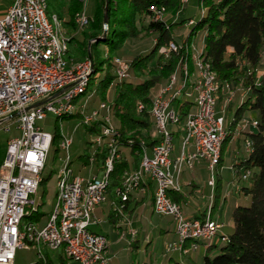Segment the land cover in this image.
I'll return each mask as SVG.
<instances>
[{
  "label": "trees",
  "instance_id": "1",
  "mask_svg": "<svg viewBox=\"0 0 264 264\" xmlns=\"http://www.w3.org/2000/svg\"><path fill=\"white\" fill-rule=\"evenodd\" d=\"M202 1L204 12L194 18L188 38L196 32L205 31L202 60L207 61L217 79L223 84L230 87V85L239 83L243 89L242 99L237 104L229 125L234 126L246 110L255 109L260 112V119H256V130L246 133V138L251 144L250 151L239 163V167L243 171L250 172L247 178L248 185L241 187V190L249 198V204L238 205L233 209V227L229 233L224 234V240L204 243L206 248L202 264H264V66L259 67L263 61L264 50V0ZM123 4L126 9L122 8ZM96 6L95 4L93 14L96 19L90 27V33H86L87 41L94 40L90 45L89 52L84 48L82 42L71 36L67 40L66 54L69 63L76 60L75 57L91 55L94 72L90 74L85 93H94L95 97L92 103L95 102L96 97L100 101H105L104 94L117 77L112 72L116 63H114L115 55L122 47L124 39L131 34L130 28L134 24L136 15L139 13L152 14V8L164 11L180 8V0H107L106 10H102L100 17L96 16ZM82 7V0H46L47 16L49 18L56 16L60 21L64 9L68 17L73 19ZM104 14L106 16L105 30L103 29ZM66 24L71 25V22L68 21ZM75 26L73 23V27ZM148 29L155 32L158 39L151 51L138 53L131 59L128 69L129 76L116 84L115 94L110 105L113 115L118 121L117 145L120 149H127L130 156V159L123 156L122 159L115 160L108 173L107 196L110 194L114 199H116V188L121 182L123 172L126 169L136 168L139 165L143 149L150 150L158 141L157 137L149 135L150 130L154 128L151 107L152 97L157 87L180 64L188 63L189 70H193L190 53L186 52L183 46L177 52H173L170 59L161 63L158 48L162 44L168 45L171 42V32L162 21L155 19H150ZM103 30L105 36L101 38ZM101 46L105 49L102 50ZM103 51L105 57L102 56ZM151 61H155V63L149 66ZM242 64L248 65L252 71L247 73ZM258 69L262 70L259 76L255 71ZM97 73L98 82L94 84L93 75ZM91 90L93 91L91 92ZM177 106L182 122L187 113L191 111L193 102L189 99L179 100ZM227 109L228 107H226V111ZM71 117L77 119L79 112L56 117L57 122L52 133L50 148L54 156L60 151L59 141L62 136L58 121ZM101 124L102 122L97 120L84 126L87 133L98 134ZM107 150L102 148L95 154L94 161L97 167L103 168L108 157ZM77 158L83 163H89V155L86 152L79 154ZM46 180L42 175L40 184L44 185ZM219 188L220 178L216 177L213 207L216 206ZM170 198L176 203L185 201L183 194L178 191H171ZM128 201L129 199L124 202L122 209L125 208ZM44 204L41 197V203L33 207L31 211L34 212H30L24 217L23 222L44 224L49 215V212L42 210ZM44 257V261L36 262L39 264H65L61 257L58 258L59 262L53 263L47 255V250L44 251Z\"/></svg>",
  "mask_w": 264,
  "mask_h": 264
},
{
  "label": "built area",
  "instance_id": "2",
  "mask_svg": "<svg viewBox=\"0 0 264 264\" xmlns=\"http://www.w3.org/2000/svg\"><path fill=\"white\" fill-rule=\"evenodd\" d=\"M29 1L13 0L5 13L0 14V124H3L5 131H9L11 124L15 123L16 129L20 131L19 135L11 136L6 141L0 163V264H14L16 251L24 249L17 236L18 217L21 213L34 212L28 211V203L35 177L40 173L44 163L43 148L46 147L44 134L51 133L42 130L36 122L44 119L52 110H71L70 107H65V99L69 92H72V86L78 84L79 77L85 74L86 68L90 65L89 62H84L79 70H67L68 79L64 83L52 81L51 67L53 65H47L50 44L48 23L41 19L39 10H29ZM86 20L87 17L86 19L77 18L80 25ZM179 49L178 44L166 45L163 53L167 55ZM203 66L206 67L208 74L207 61ZM122 67H124V61L120 58V65H115V70H119V79L128 77V74H122ZM181 78L178 71L171 80H165L156 89V109L154 110L156 135L154 136L158 138V141L148 150V159H140L136 169H127V183H131L133 191L139 188L145 179H150L155 186H161L162 183L175 184V166L169 164L171 154H167L163 149L160 136H167L162 125V113H169L171 119L175 114L177 103H173V95H177ZM221 82H207L204 100H200L188 116L192 118V126L189 127L184 147L190 148L189 169L203 162L210 173V159L217 144L219 132L223 128V108L227 107V102H223L220 108H216L220 90H228L230 94V87L221 89ZM212 87H219V94H212ZM195 89H189L188 95ZM84 97L79 110L81 116L83 115L82 123L85 124L86 113L84 112L88 108L89 95ZM37 103L40 104L36 105ZM102 115L103 130L96 137V141L107 140L108 149L110 134L113 132V127L109 125V108L107 112H102ZM250 123L256 126L257 121L252 119ZM192 131L201 132L200 145H193ZM71 144L70 135L62 134L59 141L60 151L68 155ZM245 148L249 149L247 138ZM107 151L106 159H112V163L121 158L120 149ZM92 163L93 157L90 158V164ZM244 171L241 175L243 180ZM207 183L211 187L210 176ZM119 185L122 186V196H116L111 203L119 205L120 211L131 193H125L124 183ZM61 197H64L66 213H69V220L65 221L63 228L68 238L66 257L79 264H111L108 252L107 256L99 255V248L107 249L108 247L105 236L101 233L99 238L89 236V229L100 221L95 213L97 208L95 200H102V204L107 200V187L102 183V173L90 177L74 174V179L68 181L67 193L61 194ZM158 200L159 210L156 214L171 216L175 227V239L164 245L165 253L180 254L178 238L182 233H196L200 235V238L215 239L222 228V223L216 220L210 222V225H203L200 221L188 222L180 204L169 200V194L164 192L158 194ZM53 211L52 224L29 223L30 234L36 238L37 243H43L50 251H54V242L58 239L54 234L57 212L55 209ZM178 220H186V227H178ZM224 238V234L220 236V239L224 240ZM81 240L89 241L91 253H84L81 250ZM196 250L198 248L195 243L191 244L190 252Z\"/></svg>",
  "mask_w": 264,
  "mask_h": 264
},
{
  "label": "rangeland",
  "instance_id": "3",
  "mask_svg": "<svg viewBox=\"0 0 264 264\" xmlns=\"http://www.w3.org/2000/svg\"><path fill=\"white\" fill-rule=\"evenodd\" d=\"M8 1L9 0H0V4L5 5ZM82 1H83V7H82L81 11L79 13H77L75 18H73V19H70L68 17L66 10L64 9L63 15L61 17V30H62L61 32H62L63 36L67 39H68V37L70 38L71 36H74L78 41L83 43L84 48H86L87 51L89 52L90 45L94 40L92 39L90 41H87L86 33H90V27L96 19V17L93 15L94 11H95V4L97 5L96 6V8H97L96 16L100 17L102 10L103 9L106 10L105 7L107 6V0L106 1L105 0H97V3H95V0H82ZM125 7H126L125 4H123L122 8L126 9ZM152 12L153 13L149 14V15L144 14V13H139L136 15L134 24L130 28L131 34L124 39L122 47L117 51V53L115 55L116 56L114 58V63L116 62L115 65H120V58H121L124 61V67H122V70L124 72L123 74H128V76H129L128 69H129V62L131 61V59L135 55H137L138 53H141V54L147 53L153 49V47H154V45L158 39V35L155 32H153L152 30L148 29V23H149L150 19H155V20L162 21L165 24V26L170 30L172 39L170 40L171 42L169 41L170 43L168 42L169 44H171V43L178 44V47H180V48L183 46L185 48V51L190 53V60L192 62L193 70L190 71L189 67L186 66L188 63L187 64L183 63V64H180L178 66V68L176 69L177 71L176 70L175 71L178 72L179 70L181 71L182 68L187 67L186 69L188 71V74L192 75V73L194 72L193 59H194V57H197V55H199L203 51L205 31L196 32L192 36H190V38H188V34L190 32V26L192 25V23H194V20H195L194 18H197L199 15H201L204 12L203 1L202 0H199V1L198 0H180V8H175L172 10H165V11L161 10V9H157V8H152ZM81 16H84L85 18L87 17V20L84 24L80 25L79 22L77 21V18H79ZM68 21L71 22V25L66 24V22H68ZM73 23L76 25L75 27H73ZM103 29H104V25H103ZM105 29H106V27H105ZM104 36H105V32L101 35V38H104ZM165 48H166V44H162L158 48V54L161 57V63H164L166 60L170 59L171 55H172V53H168L167 55L164 54L163 51L165 50ZM101 49L104 50L105 48L103 46H101ZM72 50H74V49H72ZM102 56L105 57L104 51L102 52ZM75 58H76V60H74L73 62H70V63L68 62V64H71V63L74 64L77 62H79V63L89 62V64H90L89 65L90 70L88 73V79L86 81V86H85V90H84L86 92V89H87V86H88V83L90 80V74H92L94 72V69L92 66V58H91L90 54L85 55L84 57H75ZM154 63H155V61H151L149 63V66L154 65ZM263 66H264V50H263V61L259 67H263ZM242 67L246 70L247 73H250L252 71L250 68H248V65H246V64H242ZM175 71H173V72H175ZM255 71H256L257 76H259L262 72L261 69H258ZM112 72L117 77L115 78V81L109 85V88L107 89L106 93L104 94V97H105L104 100L105 101H100L99 98L96 97L95 102L92 103V100L95 97L94 93L88 92L87 94H85V92H83L82 95L83 94L84 95L83 96L81 95V97H79L77 101L76 100L74 101L75 107L72 109V110H74V112L71 113V114H73V113H75V111H77V112L79 111V117L77 119L74 117H71L70 119L64 118V119H61V121H60V119L58 121L59 127L61 128V133L70 135V137L72 139V144L70 146L68 156H69V160L71 161L70 165H71V167L75 173H79L78 171H81L80 172L81 174H87L86 171L88 169H93L92 172H98V170L100 171L99 174H95V175H100L101 173L103 175L105 172L107 173L108 160L109 159L105 160L103 168L97 167L95 164V161H94L95 154L99 150H101L102 148L107 149V140L101 139L99 142H97L96 137L99 135V133L98 134H89L86 132L84 125H87V124L82 123V118H83L82 116L83 115L81 116L79 109L81 107L80 106L81 102L84 101V98H85L84 96L89 95V100L87 103L88 108H86V112H84V113H86L88 115L90 113V111L97 109L99 111V116H98L99 118L97 117L96 119L100 120L103 124L102 112H107L108 108H109V117H110L109 125H111L113 127V132L110 134V141L113 138L116 139V137H117L116 132L118 131V121H117L116 117L113 115L112 108L109 105H111V103H112V100H113V97L115 94V90H116V84L123 81V79H119L118 70H115V68L112 69ZM97 75H98V73L93 75L94 78L92 80L94 81V84L96 82H98ZM131 76H132V73H131ZM92 91L93 90H91V92ZM221 91H224V101L227 102L226 106L228 107L227 112H226V108H223V111H225L224 120H225V124H226V121L228 122L231 120L233 113L235 111V108L237 107V104L240 102L239 99H242V97H240V96H241L243 89L240 86V84L238 83V84L230 85V94L227 90H221ZM229 96H230V99H229ZM178 98H176V99H178ZM194 99H195V96H192L189 100L194 102ZM90 104H91V106H90ZM101 105H102V107H101ZM177 108H178V106H177ZM216 108H218V105L216 106ZM71 114H68V115H71ZM63 116L61 115L58 117H63ZM252 119H260L259 110H255V109L246 110L243 113L241 119L236 123L237 125L236 124L234 125L236 127L232 131L233 134L235 133L234 135H236L239 133L241 135V129L247 128L250 125H252L250 123L252 121ZM97 120H94V121H97ZM94 121L92 120V122H94ZM56 122H57L56 121V115H54L53 113H47L46 117L44 119L38 120L36 122V125L40 126L41 129L44 131H48V132L53 133ZM182 124H183V121L182 122L180 121V123H178V125H175V126L172 125L173 127L171 125H169V129H171L174 132L173 133V141H172L174 150L172 151V153L170 155V158L172 161L175 159V155L180 150V144H181L183 132L179 129L182 126ZM2 125L3 124H0V163L2 161V157L4 154L5 138L8 137V139H9L11 136L20 134V131L18 129H16L15 123L11 124L9 131H5L3 129ZM102 130H103V128L101 127L100 131H102ZM149 133H150L149 135L151 137L156 135L154 128H152ZM231 135H232V133H231ZM113 136H115V137H113ZM229 136H230V134L229 135L227 134L225 136V138L229 137ZM224 139H223V141H224ZM223 141H222V143H223ZM244 143H245V141H244ZM221 146H222V144H221ZM114 149L115 150L120 149L119 146L117 145V142L108 148V150H114ZM146 149L147 148L143 149L142 154L140 156L141 159H143V156H144ZM120 150H121V158L120 159H122L123 156H126L130 159V156L128 154L127 149L121 148ZM84 152H86L89 155V158H88L89 163L88 164L83 163L82 161H79L77 158V156L79 154H82ZM146 152H148V150H146ZM220 154H221V149H220ZM65 156H67V155H65L61 151H59L55 156L53 154L52 149L49 151L48 157L46 160V165H45V168L42 172L43 177H45L47 180L45 181L44 185L40 184L38 191H37V194L33 195V198H34L36 204L41 203V197H42V200L45 203L42 206V210L44 212H49L48 217L52 213L54 206H55L57 174H58L59 169L63 165L62 160L65 158ZM60 157H62V158L60 159ZM91 157H93V163L92 164H90V158ZM219 159H220V156H219ZM219 159H218V162H219ZM231 161H232V150H231V147L228 146L223 153L222 162H221L222 168L219 172L220 173V179L222 182V190L220 192L219 200H222L223 194L225 195L226 191L229 192L228 195L233 196V195H231L233 193L230 194V191H229L230 189H228V186H226L230 182V180L233 176V170L231 168ZM80 165L84 166V168L81 169ZM217 165H218V163H217ZM138 166L136 168H138ZM112 167H113V165H112ZM136 168H130L129 170L136 169ZM216 168H217V166L215 167L214 172H213L214 173L213 174L214 179L216 177L217 178L219 177V173H217ZM181 170H182L181 171L182 174L180 173L181 177H180V175H179V177H180V182H181V184H183V186L179 185L178 192L182 193L184 198H185L186 194L187 195H193L194 194L192 197H190L187 204H189L190 206H193V207H199L200 209L204 208L203 213L204 214L209 213L210 217L212 218L211 212L215 208V206L213 207L214 196L212 193V191L214 192V189L212 187L210 188V186H208V184H207V181L209 179V176L211 177V174L209 173V171L204 166H199V167L197 166L191 170H188V169H186L185 165H182ZM108 173H109V171H108ZM108 173H107V181H108ZM124 178H125V176L123 177V174H122L120 183H122L124 181ZM238 181L241 185L249 183L248 180H243V179H238ZM178 184H179V181H178ZM139 188H140V186H139ZM139 188H137V189H139ZM197 188H198V193L195 194ZM155 189H156V186H155ZM155 189H154L153 196H154L155 191H156ZM188 189H189L190 193L188 192ZM43 191H44V194H43ZM116 196H118L117 188H116ZM241 197L243 198L244 196L241 195ZM113 200H114V198H111L110 202H112ZM228 201L229 202L224 205V209H223L222 220L224 222L229 221L230 218L232 217L231 204L233 203V200H232V198H230V199L228 198ZM152 204H153V202H152ZM247 204H249V201H247L244 205H247ZM30 206H31V208H30ZM32 206L33 205L30 204L28 206V209L32 210ZM38 206H37V208H38ZM111 207L113 208L112 209L113 215L115 217H119V216L124 217L126 215L124 213L123 209H121L119 211V208H118L119 205L116 206V205H113L111 203ZM183 207H185V205ZM152 208H153V211H155L153 205H152ZM204 214H202V216ZM48 217H47L46 221L48 220ZM123 224H124V229H119L118 233H119L120 237H125V238H123L122 240L121 239L118 240L120 242L117 243L116 246L113 247L112 251L110 252L111 256H109V257H110V261L112 259V261H111L112 264H167L165 262V261H167L166 260L167 257L173 253V252H171V253L170 252H168V253L164 252V244L166 242L171 241V239L174 238V237H172L173 235H172V229H171V226H172L171 216L158 215V214H156V211L152 214L148 213L141 220V225L144 228H143V231H141L139 233V237L137 240H135L137 238V235H138V230H137V228H135V227H137L136 222H134L133 225H131V218H130V216H128V218L126 217L125 221H123ZM103 226L104 227L102 228V231L105 232L107 230L106 229L107 227H106V225H103ZM161 227L169 228V230H167L165 232H161L160 231ZM145 234H149V236H150L149 239L147 240V242L144 241ZM128 240H129V243H128ZM199 243H201V242H199ZM139 245H140V247L138 248ZM199 245L201 246V244H199ZM185 247L188 249L189 243H187L185 245ZM106 251H107V249H106ZM196 251H193V252H190V250L186 251V252L180 251L181 252L180 255H181L182 259L184 258L186 260L187 259L191 260V256ZM174 253H178V252H174ZM37 260H38V257H37V253H36L34 247L29 246L27 248L18 249L16 251L14 264H33ZM44 260H45V257H44ZM55 262L57 263L59 261L57 259H55ZM68 264H79V263H77V262L72 263L71 262Z\"/></svg>",
  "mask_w": 264,
  "mask_h": 264
},
{
  "label": "bare ground",
  "instance_id": "4",
  "mask_svg": "<svg viewBox=\"0 0 264 264\" xmlns=\"http://www.w3.org/2000/svg\"><path fill=\"white\" fill-rule=\"evenodd\" d=\"M29 10L30 11H38L41 19L48 23V35L50 37V44L48 45V55H47V65H53L51 67V75H52V81L54 83H64L68 79V71H76L79 70L81 66H83L84 63H71L68 64V60L66 58L67 49H68V43L67 38H65L62 34L61 30V21L56 17L52 16L49 18L46 13V0H30L29 1ZM78 19H86L84 16L79 17ZM191 22V21H190ZM175 43H171L170 45H173ZM200 53V52H199ZM204 60V59H203ZM202 60V53L197 55V57H194V72L192 75L188 74L187 67L182 68L180 71L181 74V80L179 81L177 95H173V103L176 98L180 97L183 93V90L188 85V82L191 83L192 89H195L196 96L194 99V106L198 104L200 100H204L205 98V91L207 89V82L208 83H216V81H219L216 77V74L213 70H211L210 65L207 63L208 67V74L206 73V67L205 61ZM73 62V61H72ZM60 64V65H56ZM185 64V63H184ZM188 66V65H186ZM126 67V66H125ZM65 68V69H61ZM126 69V68H125ZM89 66L86 68L85 74L81 75L79 77V82L77 85L72 86V92H69V95H67V98L65 99V107H70V111H61V110H52L51 113L58 116H63L64 114L67 116L68 114H71L74 112L72 110L75 107L74 101L78 100L79 97H81L82 93L85 92V86L86 81L88 79V73H89ZM177 71V70H176ZM173 72L167 80H171L175 74L178 72ZM122 70V74H123ZM119 74V70H118ZM221 89H228L227 84H223L221 82ZM186 90V89H185ZM221 91V90H220ZM228 91V90H227ZM219 87H212V94H219ZM84 95V94H83ZM82 95V96H83ZM188 96V94H187ZM186 96V98H188ZM190 97V95H189ZM156 98H157V91H155L153 98H152V107H151V116L153 118V122L155 120V112L156 109ZM189 99V98H188ZM80 100V99H79ZM91 100V99H90ZM228 101V100H227ZM77 105V104H76ZM81 106V104H80ZM102 107V105H101ZM104 107V106H103ZM92 109V108H91ZM193 110V109H192ZM192 110L187 113L183 120V124L180 127L179 130L183 132L182 134V140H181V151L180 153L175 157V159L172 161L169 157V164L171 166H175V184L174 183H162L161 186H156V191L153 196V207L154 210L157 212L159 210V200H158V194H169V200H172L170 198V192L171 191H178L179 190V175L181 173L182 165H185L187 169H189L188 162L190 158V148H186V137L188 136L189 127L192 126V118L188 117L191 115ZM101 111V110H100ZM77 112V111H75ZM79 112V111H78ZM225 111H223V117H224ZM64 115V116H65ZM99 116V111L97 109H94L90 111V113L86 114L85 124H91L93 123L92 120H97L96 118ZM99 118V117H98ZM180 114L177 111V106H175V114L173 115V118L169 116V113H162V125L164 130L167 133V136H160V143L163 144V149L166 150L167 154H171L173 150V131L169 129V125H178L180 123ZM172 126V127H173ZM227 135V130L224 128V121H223V128L219 132L217 144L214 148L212 157L210 159V185L214 189L215 186V179H214V169L217 166L221 144L225 136ZM115 137V136H113ZM70 140L71 137H70ZM116 139L113 138L111 141H109L108 146L111 147L113 144H115ZM202 141V134L200 131H192V143L193 145H200V142ZM51 142H52V133H45L44 134V143L46 145L45 148H43V159L44 163L40 170V173H38L35 177V182L33 189L31 191L30 196V202L28 203V206L32 204V209L36 205L35 200L33 198V195L37 194L39 184L42 180V172L46 165V160L48 157V153L51 148ZM249 151L251 148V144L248 141ZM108 147V148H109ZM112 149V148H111ZM189 149V150H188ZM115 150V149H114ZM147 150V149H146ZM144 153L143 159H148V152ZM112 159L108 160V171L112 168ZM62 167L59 169L57 174V180H56V193H55V222H54V234L58 238L54 242V251L61 250L63 254L67 255V249H68V238L65 236V232L63 230L65 221L69 220V213H66V207L64 205V197H61V194L67 193V187H68V181L69 179H74L73 171H68L69 169H72L70 165L69 156H65V158L62 160ZM107 173L105 172L102 175V183L105 184L107 187ZM249 175V172H245L244 178ZM124 181V191L125 193H131L133 191V186L131 183H127V169L123 173ZM123 180V179H122ZM212 189V190H213ZM118 196H122V186L119 185L117 187ZM173 201V200H172ZM175 202V201H174ZM102 204V200H95V207H98ZM118 206V205H116ZM31 208V206H30ZM119 208V207H118ZM28 211H31V209H28ZM154 211V212H155ZM30 212L27 213H21L18 217L17 222V236H19V240L23 246V248H27L29 246H33L36 253L38 260L37 261H44V251L49 250V248H46L43 243H37L36 238H33V235L30 234V226L29 223L33 222H23V218L29 215ZM185 218H188L185 216ZM54 220V211L50 214L48 217V220L45 222V224H52ZM200 221L203 225H210V222H215L214 219H212L209 215V213H205L203 216L199 218H188V222H198ZM178 227H186V220H178ZM89 236L91 238H99L100 233L93 232L89 229ZM104 236V235H103ZM106 238V237H105ZM212 239L210 238H200L199 234L196 233H182L181 236L178 238V248L180 251L186 252L190 250V245L195 243L196 248H199V242H210ZM107 243V240H106ZM189 243V248L187 249L185 245ZM188 246V245H187ZM81 250L84 253H91V245L89 244L88 240H81ZM171 253V252H170ZM181 253V252H180ZM99 255L100 256H107L106 248H99ZM33 264H39V262H34Z\"/></svg>",
  "mask_w": 264,
  "mask_h": 264
},
{
  "label": "crops",
  "instance_id": "5",
  "mask_svg": "<svg viewBox=\"0 0 264 264\" xmlns=\"http://www.w3.org/2000/svg\"><path fill=\"white\" fill-rule=\"evenodd\" d=\"M12 2H13V0H9L5 5L0 4V14L5 13L6 9L11 5ZM185 89L183 90L182 95L174 101L175 103H177V101H179L180 98H183L181 100H187L188 98L190 99L192 96H196L195 91H193L189 94L190 97H189V95L187 96V94L189 93V89H192L190 82H188V85L186 86ZM186 96L188 98H186ZM240 97H242V94ZM239 100H241V99H239ZM223 102H225L224 101V91H220V98H219L218 103H217L218 108H220L222 106ZM193 108H194V104L192 106V109ZM227 111H228V109H227ZM229 124H230V121H228V122L226 121V124H225V120H224V128L227 130V134L228 135L230 134V136L227 138V140L221 146L222 147L221 148V154H220L221 157L219 159L220 162H219V165L217 166L216 170H217V173L220 172V170L222 168L221 162H222L223 153L226 150V148L228 146H230L231 150H232L231 168L233 170V176H232L230 182L226 186H228V189H230L229 190L230 194L233 193V194H231L233 196L228 195L229 192L226 191V194L225 195L223 194L222 200H219L220 192L222 190V182L220 179V188H219V193H218L219 196H218V199L216 201V206L213 209V211L211 212V216L214 220L218 221L219 223H222V228L220 229V232L218 233L217 237L215 239H212L210 242H217L220 239L221 235L227 234L232 230V227H233L232 217L227 222H224L222 220L224 205L229 202L228 198L229 199L232 198V200H233V203L231 204V211H233V209L236 206L244 205L247 201H249L248 196H246L244 194V192L241 190V187L244 185H248V183L241 185L238 181V179H241L240 177L243 173L242 168L239 167V163L247 156L248 151H249V150H246L245 143H244V141L246 139V133L251 132V131H255L256 127L253 125H250L247 128L241 129V135L239 133L234 135L235 133L233 134L232 131H233V129H235L236 126H230ZM231 133H232V135H231ZM7 139H8V137H6L5 141H4V151H5V145H6ZM180 146H181V144H180ZM173 150H174V148H173ZM180 151H181V148L178 151V153L175 155V157L180 153ZM197 166L198 167L204 166L206 168V165L203 162L195 165V167H197ZM80 168L83 169L84 166L80 165ZM188 170H191V169H188ZM92 171H93V169H88L86 171L87 174H81L80 173L81 171H78V172L81 175H83L84 177H90L92 175L99 174V172H100L99 170H98V172H92ZM181 174H182V172H181ZM181 174H180V177H181ZM244 174H245V171H244ZM180 177H179V185L183 186V184H181V182H180ZM248 177H249V175L247 177H245L244 180H247ZM219 178H220V173H219ZM215 180H216V178H215ZM154 189H155L154 183L152 181H150V179H145L144 183L141 184L140 188L134 190L131 193V195L129 196V201L126 203V206L123 209L124 213L126 214L125 216L127 218H128V216H130V218H131V225H133L134 222H136V224H137V227H135V228H137V230H138V235H137V238L135 240L138 239L139 233L141 231H143V228H144L141 225L142 218H144V216H146L148 213H150V214L154 213L153 208H152ZM188 192H189V189H188ZM196 193H198V188H197L195 194ZM212 193L214 195L213 191H212ZM193 195H187L186 194L185 195V201L182 203H179V204L182 207L183 213L185 214L186 217H188V218H199V216L204 214L203 213L204 208L200 209L199 207H193V206H190L189 204H187L188 200ZM241 195H243L244 197L242 198ZM111 198H112L111 195L108 194L106 202L99 205L96 208L95 213H96V215L100 221L97 225L92 226L90 229L91 231L101 233L106 237L107 243H108L107 252H108L109 256H111L110 252L112 251L113 247H115L116 244L120 242L118 240H120V239L122 240L123 238H125V237H120L118 231H119V229H124L123 221H125V219H126L125 216L124 217H120V216L115 217L113 215V210H112L113 208L111 207V202H110ZM184 205H185V207H183ZM167 216H169V215H167ZM171 220H172L171 229H172V235H173L172 237H174L173 239H171V241H172L175 239V227H174V222H173L172 217H171ZM103 225H106V227H107L106 228L107 230L105 232L102 231V228L104 227ZM167 230H169V228H163V227L160 228L161 232H165ZM149 237H150L149 234H145L144 241L147 242ZM128 243H129V240H128ZM204 243H205L204 241H201V243H200L201 246L199 245L198 250L191 256V260H188V259L186 260L184 258L182 259L180 254L173 252L171 255H169L167 257V259H166L167 261H165V262L167 264H202V257L205 253V248H206ZM139 247H140V245L138 246V248ZM47 255L53 261V263H56L55 259L58 260L59 257H61L65 261V264H68L71 262L72 263L76 262L74 260L68 259L63 254V252L61 250H56V251L47 250ZM111 261H112V259H111ZM111 261H110V263H111ZM14 263H15V261H14Z\"/></svg>",
  "mask_w": 264,
  "mask_h": 264
},
{
  "label": "water",
  "instance_id": "6",
  "mask_svg": "<svg viewBox=\"0 0 264 264\" xmlns=\"http://www.w3.org/2000/svg\"><path fill=\"white\" fill-rule=\"evenodd\" d=\"M106 8V7H105ZM103 25H104V29H105V27H106V16H105V14H104V16H103ZM105 32V31H104ZM103 32V33H104ZM38 104H40V103H37L36 105H38Z\"/></svg>",
  "mask_w": 264,
  "mask_h": 264
}]
</instances>
